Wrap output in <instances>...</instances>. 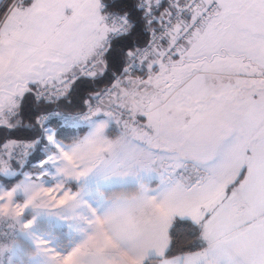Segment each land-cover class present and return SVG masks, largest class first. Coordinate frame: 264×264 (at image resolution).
<instances>
[{
	"label": "snow or ice",
	"instance_id": "1",
	"mask_svg": "<svg viewBox=\"0 0 264 264\" xmlns=\"http://www.w3.org/2000/svg\"><path fill=\"white\" fill-rule=\"evenodd\" d=\"M0 264H264V0H0Z\"/></svg>",
	"mask_w": 264,
	"mask_h": 264
}]
</instances>
